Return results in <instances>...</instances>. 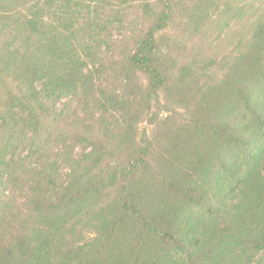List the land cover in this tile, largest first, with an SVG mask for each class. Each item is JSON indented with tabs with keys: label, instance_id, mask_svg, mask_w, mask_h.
Listing matches in <instances>:
<instances>
[{
	"label": "trees",
	"instance_id": "trees-1",
	"mask_svg": "<svg viewBox=\"0 0 264 264\" xmlns=\"http://www.w3.org/2000/svg\"><path fill=\"white\" fill-rule=\"evenodd\" d=\"M175 7L146 5L150 26L122 57L129 92L123 82L98 89L74 40L31 0H0V29L15 32L0 69V264H264V18L228 57L179 65L170 30L198 34L218 6ZM73 100L105 140L78 180L57 187L52 145L66 148ZM142 119L150 134H138ZM25 149L48 157L33 185L9 190ZM10 192L28 223L17 233ZM103 203L94 237L69 239L72 215Z\"/></svg>",
	"mask_w": 264,
	"mask_h": 264
},
{
	"label": "rangeland",
	"instance_id": "rangeland-1",
	"mask_svg": "<svg viewBox=\"0 0 264 264\" xmlns=\"http://www.w3.org/2000/svg\"><path fill=\"white\" fill-rule=\"evenodd\" d=\"M175 4V9L183 15L184 8L195 6L202 1L203 4L216 3L218 6L213 16L205 22L198 34H193L185 26L176 25L170 30L168 36L171 38L168 53L174 58L179 65H184L193 61H202L207 58L222 60L228 57L234 49L242 42L248 40L257 26L264 18V0H168ZM32 4L39 6L45 15L47 23L54 25L60 31L66 33L74 40L77 48L80 50L82 57L87 61L88 69L94 79L98 89H110L122 84L129 92L134 90V83L130 82L126 75H123L122 57L126 49H133L134 42L142 38L150 26L145 8L148 3H155V0H31ZM215 6V5H213ZM215 8V7H213ZM19 10V9H17ZM12 12H16L13 10ZM22 13H25L22 10ZM25 15V14H24ZM21 21V17H19ZM14 28V27H11ZM11 28L0 29V69L8 60L14 50L15 32ZM141 83H145L144 77L141 76ZM128 86V87H127ZM2 93H0V99ZM132 101L136 102V97L132 96ZM70 114L66 119V125L63 129L69 137L66 148L71 154V161L64 156L66 148L61 147V143H53V148L57 150L51 154H59L51 162L56 169L59 179L57 187L69 186L78 180L79 175L86 172L90 162H82L81 159H88L95 153L99 141L102 138V130H88L86 118H76L75 114L81 107L80 100L71 102ZM158 108V107H156ZM157 111L159 109H153ZM72 117L76 119L77 127L71 126ZM116 119L120 120L121 117ZM108 120H111L108 118ZM116 124V122L114 123ZM122 127V122L119 124ZM139 135L144 132L150 134L153 125L148 124L144 119L137 123ZM110 130H121L111 126ZM93 134H97L95 141ZM150 136V135H149ZM101 139V140H100ZM8 142V141H7ZM105 147V146H104ZM94 150V151H93ZM28 150L25 149L16 158L14 167V178L16 184L10 185L9 190H19V184L24 186L33 185L37 180L35 176L44 165L47 156L42 160L40 157L28 158ZM118 157L115 156L114 162ZM121 164L126 162V157L120 158ZM106 176V175H105ZM7 196L11 198L8 203L9 220L14 218L11 224H15V232L20 228L28 227L27 222L19 223L18 217L22 209V200L19 194L14 195L12 192ZM15 198V201L13 200ZM104 203L96 209L81 210L77 215H72L66 225V235L69 239L76 240L79 244L90 241L94 237L93 230L99 225L103 211L101 208ZM25 213L26 211L23 210ZM74 230V232H73ZM13 233V234H16ZM67 238V237H66ZM68 239V240H69Z\"/></svg>",
	"mask_w": 264,
	"mask_h": 264
}]
</instances>
